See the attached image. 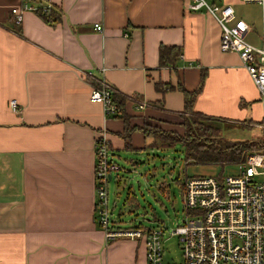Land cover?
I'll return each instance as SVG.
<instances>
[{
  "label": "crops",
  "instance_id": "obj_1",
  "mask_svg": "<svg viewBox=\"0 0 264 264\" xmlns=\"http://www.w3.org/2000/svg\"><path fill=\"white\" fill-rule=\"evenodd\" d=\"M47 1L61 10L55 24L27 9L16 26L12 8L25 0H0V264H147L145 238H107L97 221L95 142L105 134L116 160L153 136L137 128L125 137L124 119L91 99L84 72L147 101L142 109L126 101L132 126L179 132L185 98L177 86L197 89L203 69L194 111L256 122L259 89L239 54L221 50L219 22L186 0L29 2ZM224 1L245 18L242 0ZM161 44L181 47L175 65H159Z\"/></svg>",
  "mask_w": 264,
  "mask_h": 264
},
{
  "label": "built area",
  "instance_id": "obj_2",
  "mask_svg": "<svg viewBox=\"0 0 264 264\" xmlns=\"http://www.w3.org/2000/svg\"><path fill=\"white\" fill-rule=\"evenodd\" d=\"M261 6L260 44L247 40L251 23L239 16L235 7L224 0H186L189 10H205L221 26L220 48L224 52L235 51L259 89L263 106V118L252 124L260 127V148L248 151L243 160L235 162L239 171L235 174L184 176L183 199L185 218L168 231L178 236L183 260L180 264H264V0ZM50 5H44L46 10ZM38 4L25 1L22 7H13L14 21H22L24 10H36ZM95 28L102 30V24ZM92 82L91 99L102 103L107 116L119 113L114 101L118 92L104 76L92 71L84 72ZM139 109L148 105L144 99L127 95ZM14 110H19L12 100ZM96 217L107 238L118 236L145 238L147 264L163 263V237L167 228L156 226L116 227L110 215L108 185L118 175L122 166L114 159L110 143L100 133L95 142Z\"/></svg>",
  "mask_w": 264,
  "mask_h": 264
},
{
  "label": "rangeland",
  "instance_id": "obj_3",
  "mask_svg": "<svg viewBox=\"0 0 264 264\" xmlns=\"http://www.w3.org/2000/svg\"><path fill=\"white\" fill-rule=\"evenodd\" d=\"M243 2V1H242ZM242 15L251 23L247 40L260 44L261 6L257 2H243ZM260 122L263 111L258 112ZM221 128L224 140L261 142L262 132L252 122L215 120ZM262 144V142H261ZM131 158L139 160L133 164ZM122 170L109 181L108 203L110 215L123 227L156 226L167 228L163 237V263L180 264L183 260L178 236L168 231L185 218L183 180L189 175H224L239 171L237 163L187 164L183 146L178 143L170 148H146L141 151H127L116 157ZM180 180V181H179Z\"/></svg>",
  "mask_w": 264,
  "mask_h": 264
},
{
  "label": "trees",
  "instance_id": "obj_4",
  "mask_svg": "<svg viewBox=\"0 0 264 264\" xmlns=\"http://www.w3.org/2000/svg\"><path fill=\"white\" fill-rule=\"evenodd\" d=\"M47 4L50 6L45 10L44 5ZM38 5L39 7L36 11L39 12L47 22L55 24L61 18L60 8L56 7L49 1ZM14 24L17 26L20 23L14 21ZM19 29L20 28L18 27L17 30L20 31ZM180 55L181 47L179 45L161 44L159 47V65H175ZM205 76L206 69H203L200 85L195 90H188L182 84L177 86L184 93L185 98L184 112L181 113L183 117V132L164 129L161 126L152 124L132 126L130 124V116L125 111V103L128 100V97L119 92H114L113 97L120 112L109 116H118L124 119L126 124L125 137H129L131 132L137 128L141 129L146 136H153V139L148 145H146V148H170L181 143L187 164L219 163L224 166L228 163L240 162L248 151L260 148L262 141L224 140L221 137L220 126L215 123V120H221V118L194 111V101L198 93L201 91ZM174 87V85L169 83H156V88L159 90H170ZM152 103L155 104V102ZM160 107H164L162 102ZM127 147L129 148L130 146L127 145ZM186 176L190 177L192 175L186 174Z\"/></svg>",
  "mask_w": 264,
  "mask_h": 264
}]
</instances>
